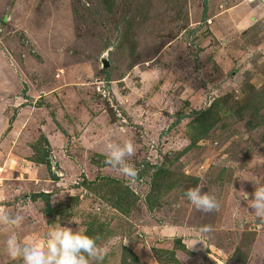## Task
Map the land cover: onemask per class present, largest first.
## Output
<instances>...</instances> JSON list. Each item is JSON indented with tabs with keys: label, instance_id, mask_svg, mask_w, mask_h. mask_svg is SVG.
Listing matches in <instances>:
<instances>
[{
	"label": "rangeland",
	"instance_id": "rangeland-1",
	"mask_svg": "<svg viewBox=\"0 0 264 264\" xmlns=\"http://www.w3.org/2000/svg\"><path fill=\"white\" fill-rule=\"evenodd\" d=\"M242 1L0 0V207L25 217L0 226V264H23L8 236L58 223L99 235L103 264H264V0L215 18ZM210 106L206 131L191 112ZM109 137L133 140L136 181L106 164Z\"/></svg>",
	"mask_w": 264,
	"mask_h": 264
},
{
	"label": "clouds",
	"instance_id": "clouds-1",
	"mask_svg": "<svg viewBox=\"0 0 264 264\" xmlns=\"http://www.w3.org/2000/svg\"><path fill=\"white\" fill-rule=\"evenodd\" d=\"M105 150V162L108 166L130 181L137 180L139 169L129 162V158L136 151L133 140L128 139L120 143L109 137ZM185 195L199 211L211 213L220 210L221 205L217 197L203 192L199 186L188 189ZM251 196L249 208L264 222V186L257 187ZM24 219L23 215L12 214L6 208L0 207V226L15 229L22 225ZM212 231L211 225H203L200 228L202 234ZM100 239L99 235H87L84 229H73L58 223L47 233L45 241L30 239L22 243L16 235H10L5 243L8 256L13 261L22 259L23 264H103L110 249L99 245L97 242Z\"/></svg>",
	"mask_w": 264,
	"mask_h": 264
},
{
	"label": "crops",
	"instance_id": "crops-1",
	"mask_svg": "<svg viewBox=\"0 0 264 264\" xmlns=\"http://www.w3.org/2000/svg\"><path fill=\"white\" fill-rule=\"evenodd\" d=\"M256 6H258V4H255L254 6L253 0H245L226 10L225 8L222 7L221 11L217 16H215V18H246L244 19V21L246 20L247 22V18H255L254 12L257 11L258 13L261 3L259 4L257 9L255 8ZM9 162L10 160L8 158L2 160L0 159V171L4 166V164L7 163L9 165ZM0 175L2 177V181L0 180V193H2L3 190L2 182L8 180L9 178L7 177L10 176V174H0Z\"/></svg>",
	"mask_w": 264,
	"mask_h": 264
},
{
	"label": "trees",
	"instance_id": "trees-1",
	"mask_svg": "<svg viewBox=\"0 0 264 264\" xmlns=\"http://www.w3.org/2000/svg\"><path fill=\"white\" fill-rule=\"evenodd\" d=\"M262 96H264V94H262ZM262 101H264V98H262ZM211 113H212V106H210L204 112H198V111H192L191 112L192 115H196L197 124L204 125V127H207L206 131H208L211 128V126L213 125V123H214V122H211V119H212ZM263 141H264V136H263ZM160 170L161 169H158L154 174H160ZM112 182L116 185V187L119 185V183L117 181L112 180ZM125 190L126 191H124L123 194L118 192V197L119 198H122L123 195L124 196L128 195L127 189H125Z\"/></svg>",
	"mask_w": 264,
	"mask_h": 264
},
{
	"label": "water",
	"instance_id": "water-1",
	"mask_svg": "<svg viewBox=\"0 0 264 264\" xmlns=\"http://www.w3.org/2000/svg\"><path fill=\"white\" fill-rule=\"evenodd\" d=\"M100 62H101L102 69L109 68L110 64L104 56L101 58Z\"/></svg>",
	"mask_w": 264,
	"mask_h": 264
}]
</instances>
